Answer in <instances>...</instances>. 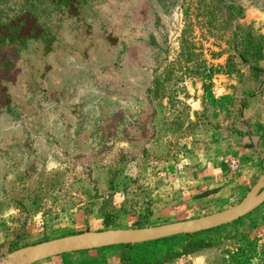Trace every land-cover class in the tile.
<instances>
[{"label": "rangeland", "instance_id": "1", "mask_svg": "<svg viewBox=\"0 0 264 264\" xmlns=\"http://www.w3.org/2000/svg\"><path fill=\"white\" fill-rule=\"evenodd\" d=\"M0 23V259L104 229L103 204L109 228L153 226L228 208L254 184L233 185L242 168L224 161L227 179L206 168L264 105V0H0ZM194 238L212 245L40 264H121L138 248L155 250L150 264H264V202Z\"/></svg>", "mask_w": 264, "mask_h": 264}, {"label": "water", "instance_id": "2", "mask_svg": "<svg viewBox=\"0 0 264 264\" xmlns=\"http://www.w3.org/2000/svg\"><path fill=\"white\" fill-rule=\"evenodd\" d=\"M264 202V173L239 202L206 215L153 226L106 228L82 231L21 246L0 259V264H33L67 252L95 249L119 244L152 241L174 235L194 233L233 222Z\"/></svg>", "mask_w": 264, "mask_h": 264}, {"label": "crops", "instance_id": "3", "mask_svg": "<svg viewBox=\"0 0 264 264\" xmlns=\"http://www.w3.org/2000/svg\"><path fill=\"white\" fill-rule=\"evenodd\" d=\"M27 43L31 44V43H34V41L27 42ZM32 57L34 60L35 59L34 55L30 53L29 59H32ZM27 77H30V81L29 79L27 80L28 83L30 84L28 86V89H31V88L36 89L40 87L41 85V83H39L40 80L39 78H35L34 73H32L31 76H27ZM258 110H259L258 118H255L249 121L248 124H246L247 126L246 131L243 132L242 137H240L241 140L238 143L234 144V146L236 147L231 148L229 144L226 142L224 143V149L222 147V151L216 157H213L212 159H210V163H208V167L206 168V170L209 173H216V174L221 173L222 174L221 179H227V174L225 173V169L223 170V161L226 162V166H227V160L230 157L238 158L240 161V169L242 168L240 175L238 177H235L234 174L231 176L234 179H236L235 180L236 182H234L233 185H243V184L248 183L251 179H254V178H255L254 180V183H255L256 180L264 173V163H263V159H264V105L260 104ZM235 140L236 138H234L232 142ZM208 182L210 183V181H206L205 183H208ZM208 185L212 186V184H208ZM226 186L224 185L223 187H221L220 192H226L228 189L226 188ZM91 251L93 250L88 249V250L76 251V252H71V253L68 252V253L75 255L76 258H80L83 255H86L85 257H87V255H90ZM43 261H45V259L37 261L35 264L43 263ZM46 263L47 262H45V264Z\"/></svg>", "mask_w": 264, "mask_h": 264}, {"label": "trees", "instance_id": "4", "mask_svg": "<svg viewBox=\"0 0 264 264\" xmlns=\"http://www.w3.org/2000/svg\"><path fill=\"white\" fill-rule=\"evenodd\" d=\"M249 40H250L249 46L252 48L255 47V43L251 39H249ZM260 51H261L260 48H257V49L255 48V52L258 53L257 55H262ZM252 54H253V52H252ZM260 58H262V56H259V59ZM99 211L103 216V223L105 226L104 229L113 226L114 225V218H113L112 210L107 208L103 204V206L102 205L100 206ZM144 225H145L144 223L138 221L135 225H133V227H143ZM216 228L217 227L207 229V230H201V231L194 232V233H185V234L174 235V236L161 238V239H157V240H152V241H145V242L132 243V244H120V245H124V246H128V247L133 246V245H142L143 246V245L155 244L157 242H165V241H168L171 239H180V240L187 239V241L184 244H181L180 250H165L164 257L169 258V257L175 256V255L191 252V251H194L196 249L212 245L209 240H204L203 238L202 239L201 238L192 239V237H195V235H202V233L213 231ZM80 232H82V231H80ZM80 232H78V233H80ZM47 239L48 238H45L43 240H47ZM43 240H40V241H43ZM35 243H37V242H35ZM32 244H34V243H32ZM23 245H27V243H23L21 246H23ZM17 246H18V244L16 242L11 247V250L15 249ZM105 247H109V246H105ZM100 248H102V247H100ZM95 249H98V248H95ZM139 249L140 248H138V250H131L129 252H123L122 251L121 257H120L121 264H150L152 261H155V259L158 258L156 256V253H154L155 250H139ZM79 251H82V250H79ZM73 252H76V251H73ZM69 253H71V252H69ZM63 254H66V253H63ZM63 254H60V255H63Z\"/></svg>", "mask_w": 264, "mask_h": 264}, {"label": "built area", "instance_id": "5", "mask_svg": "<svg viewBox=\"0 0 264 264\" xmlns=\"http://www.w3.org/2000/svg\"><path fill=\"white\" fill-rule=\"evenodd\" d=\"M227 167L230 171H238L240 169V161L236 157H230L227 160Z\"/></svg>", "mask_w": 264, "mask_h": 264}]
</instances>
